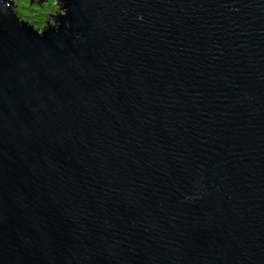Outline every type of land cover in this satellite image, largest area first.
Listing matches in <instances>:
<instances>
[{
  "label": "water",
  "instance_id": "1",
  "mask_svg": "<svg viewBox=\"0 0 264 264\" xmlns=\"http://www.w3.org/2000/svg\"><path fill=\"white\" fill-rule=\"evenodd\" d=\"M59 2L0 0V264H264V0Z\"/></svg>",
  "mask_w": 264,
  "mask_h": 264
},
{
  "label": "rangeland",
  "instance_id": "2",
  "mask_svg": "<svg viewBox=\"0 0 264 264\" xmlns=\"http://www.w3.org/2000/svg\"><path fill=\"white\" fill-rule=\"evenodd\" d=\"M12 1L16 18L36 31L45 26V19L46 23L53 25V17L61 12L59 0H42L39 4L35 0Z\"/></svg>",
  "mask_w": 264,
  "mask_h": 264
}]
</instances>
